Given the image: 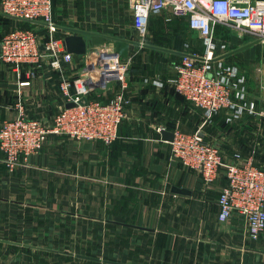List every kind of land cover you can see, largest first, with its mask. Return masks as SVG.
Listing matches in <instances>:
<instances>
[{
    "label": "crops",
    "instance_id": "1",
    "mask_svg": "<svg viewBox=\"0 0 264 264\" xmlns=\"http://www.w3.org/2000/svg\"><path fill=\"white\" fill-rule=\"evenodd\" d=\"M52 13L62 39L70 27L140 43L129 45L125 59L129 102L110 144L50 133L14 171L0 151V264H264V231L255 240L241 216L218 219L222 171L204 184L198 171L172 156L163 136L202 127L225 160L239 152L262 165L264 41L213 24V67L235 68L233 93L245 90L243 103L253 101L263 113L246 110L235 117L222 109L206 119L173 86L174 65L183 54L204 56L208 50L187 18L168 9L151 14L142 37L131 25L129 0H52ZM14 27L35 28L46 38L44 24L0 13V38ZM113 47L107 39L104 48ZM94 48L73 54L60 69L46 62H0V122L16 114L17 100L28 117L50 122L68 103L61 82L71 83L74 92L72 80ZM117 87L112 82L90 95L108 100Z\"/></svg>",
    "mask_w": 264,
    "mask_h": 264
},
{
    "label": "built area",
    "instance_id": "2",
    "mask_svg": "<svg viewBox=\"0 0 264 264\" xmlns=\"http://www.w3.org/2000/svg\"><path fill=\"white\" fill-rule=\"evenodd\" d=\"M129 5L131 25L142 37L151 14L168 9L173 16L187 18L189 27L204 40L208 49L204 56L185 53L174 65L173 86L178 94L201 110L206 119L222 109L235 117L246 110L263 113L255 111L253 101L243 103L245 90L233 93L235 86L231 80L237 76L235 68L213 67L212 28L219 22L264 41V0L253 3L251 0H129ZM0 13L40 22L47 28L44 41L35 28L10 29L0 38V62L14 66H40L46 62L51 68L60 69L63 63L73 60L74 55L65 50L62 38L55 35L57 23L53 19L52 0H0ZM112 52L113 48L104 46L91 50L83 72L72 80L74 92L69 91L71 83L61 82L66 100L75 104L60 108L50 122L28 117L20 100L16 101V114L0 122V151L9 171L26 163L50 133L105 144L117 139L129 102L125 95L128 61ZM112 82H117L118 87L110 99L89 97L96 89L106 90ZM261 99L264 101V83ZM169 142L172 156L183 166L198 171L204 184L214 182L222 171L226 183L217 197L218 219L226 221L239 215L245 221L248 236L258 239L264 231V163L257 165L252 156L244 157L239 152L225 160L220 147L205 139L202 127L190 133L175 130Z\"/></svg>",
    "mask_w": 264,
    "mask_h": 264
},
{
    "label": "water",
    "instance_id": "3",
    "mask_svg": "<svg viewBox=\"0 0 264 264\" xmlns=\"http://www.w3.org/2000/svg\"><path fill=\"white\" fill-rule=\"evenodd\" d=\"M253 2L254 0H251V3ZM65 30H67L68 34H66L62 39L63 46L67 52L76 55L85 54L89 46H94V47L104 46L106 40L111 39L114 42L113 52L111 54L115 56H119L123 59H127L129 57V53H128L129 45L140 44L139 42L133 40L132 38L126 39L121 37L106 36L103 34H98L91 31L81 30L77 28H70V27L69 28L66 27ZM255 41H259V40L255 39ZM42 47L43 46H41V48ZM74 104H75L74 102H68L65 106L71 107ZM163 136L165 139L170 141L173 138V133L164 131ZM80 256L90 259H97L90 256H84V255H80ZM115 263L122 264L119 262H115Z\"/></svg>",
    "mask_w": 264,
    "mask_h": 264
},
{
    "label": "rangeland",
    "instance_id": "4",
    "mask_svg": "<svg viewBox=\"0 0 264 264\" xmlns=\"http://www.w3.org/2000/svg\"><path fill=\"white\" fill-rule=\"evenodd\" d=\"M201 39H202V38H201ZM202 41H203V43H205L203 39H202ZM189 50H190V49H189ZM210 142H211L212 144H215L213 141H210ZM215 145H216V144H215ZM260 157L263 158V157H264V154L260 155Z\"/></svg>",
    "mask_w": 264,
    "mask_h": 264
},
{
    "label": "trees",
    "instance_id": "5",
    "mask_svg": "<svg viewBox=\"0 0 264 264\" xmlns=\"http://www.w3.org/2000/svg\"><path fill=\"white\" fill-rule=\"evenodd\" d=\"M89 97H90V98H92V96H91V95H90ZM102 100H103V99H102Z\"/></svg>",
    "mask_w": 264,
    "mask_h": 264
}]
</instances>
